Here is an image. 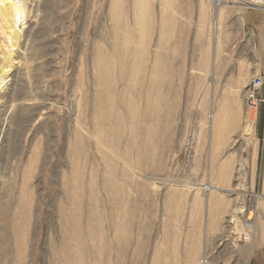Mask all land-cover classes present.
<instances>
[{
	"label": "rangeland",
	"instance_id": "rangeland-1",
	"mask_svg": "<svg viewBox=\"0 0 264 264\" xmlns=\"http://www.w3.org/2000/svg\"><path fill=\"white\" fill-rule=\"evenodd\" d=\"M21 1V31L0 5V202L27 233L0 264H256L257 88L230 37L255 3L222 0L213 36V0ZM223 104L244 126L217 159Z\"/></svg>",
	"mask_w": 264,
	"mask_h": 264
},
{
	"label": "crops",
	"instance_id": "crops-1",
	"mask_svg": "<svg viewBox=\"0 0 264 264\" xmlns=\"http://www.w3.org/2000/svg\"><path fill=\"white\" fill-rule=\"evenodd\" d=\"M233 31V32H232ZM230 31V37H235V42L238 45L239 53H243L248 58L247 70L250 71V80L253 76L259 75L264 77V10L261 8H251L243 14V22ZM231 89H235L232 87ZM255 114L253 128L250 133L253 150L255 154L252 156L254 160L251 167L257 169L258 152H262V165L264 170V85L257 88L255 93ZM215 119V120H214ZM213 122V123H212ZM211 125L214 127V133L217 135L216 140L211 144L209 157L221 158L224 150L231 144L234 135L241 134L244 126V107H230L223 104L217 114L213 113ZM236 154H238L236 152ZM233 157V156H231ZM264 176V173H263ZM263 187V184H262ZM264 195V190L262 188ZM256 210V211H255ZM252 213L254 214V224L258 223L264 226V202L253 206ZM264 247V241L260 244ZM252 256L257 257L256 264H264V248L261 252H253Z\"/></svg>",
	"mask_w": 264,
	"mask_h": 264
},
{
	"label": "bare ground",
	"instance_id": "bare-ground-1",
	"mask_svg": "<svg viewBox=\"0 0 264 264\" xmlns=\"http://www.w3.org/2000/svg\"><path fill=\"white\" fill-rule=\"evenodd\" d=\"M221 3H222V0H213V10H212L213 11V19H212L213 35H215V31H216V27H217L218 6ZM0 5L5 6L8 9V12H9V14L11 15V17L13 19V25L15 24L14 27L18 26V29L20 30V25L22 24V22L24 20L23 19L24 18V7H23V4H22V1L21 0H0ZM7 38L9 39V37H7ZM9 42H10V40H9ZM8 55H10V54H8ZM9 68H10V63L7 62L5 64V66L2 68V72L3 73L7 72L9 70ZM253 89H254V87L251 86L249 91L252 92ZM250 94L251 95H249L248 97H250V96L253 97L254 96L253 92L250 93ZM243 168H244V166L241 164V167L239 169H243ZM5 189H6V187H5ZM263 190H264V176H263ZM12 205H13V203L11 204L10 202H7V201L6 202H0V253H3L5 245L8 242H10L11 244L13 243L12 248H11V250H9V249L5 250V252L11 253V254H15V253L19 254L20 253V251H19L20 250L19 242H20L22 236H25V234L27 233V229L22 225V223L24 222V218H25V215H24L23 211L20 210V209H15L12 212L11 211ZM242 209L243 208H242V204H241V206H239L237 209L233 210L231 213L232 214H235V213L237 214V213L241 212ZM11 220H14V221L17 222V226L15 225L14 229H13V226H9L10 224L7 225L8 221L10 223ZM75 231H76V229H75ZM14 261H15V259H14Z\"/></svg>",
	"mask_w": 264,
	"mask_h": 264
},
{
	"label": "built area",
	"instance_id": "built-area-1",
	"mask_svg": "<svg viewBox=\"0 0 264 264\" xmlns=\"http://www.w3.org/2000/svg\"><path fill=\"white\" fill-rule=\"evenodd\" d=\"M252 1L255 3V5L251 6V7H257V8H261L264 10V0H252ZM250 85L254 88H259L260 86H263L264 85V77L259 76V75L253 76L252 79L250 80ZM247 99H248V102H250L252 99V96L247 97ZM250 104H251V102H250ZM205 189H207V186L205 187ZM202 262H206L205 257L203 258Z\"/></svg>",
	"mask_w": 264,
	"mask_h": 264
},
{
	"label": "water",
	"instance_id": "water-1",
	"mask_svg": "<svg viewBox=\"0 0 264 264\" xmlns=\"http://www.w3.org/2000/svg\"><path fill=\"white\" fill-rule=\"evenodd\" d=\"M214 36V35H213Z\"/></svg>",
	"mask_w": 264,
	"mask_h": 264
}]
</instances>
